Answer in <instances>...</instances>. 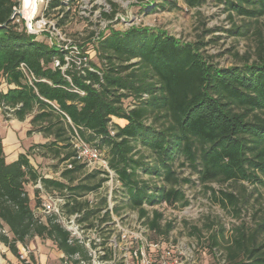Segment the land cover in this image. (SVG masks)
<instances>
[{
  "label": "trees",
  "instance_id": "obj_1",
  "mask_svg": "<svg viewBox=\"0 0 264 264\" xmlns=\"http://www.w3.org/2000/svg\"><path fill=\"white\" fill-rule=\"evenodd\" d=\"M107 1L113 12L103 11L101 15L111 18L116 4ZM183 1L193 7L201 0ZM241 2H253L259 8L248 10ZM230 4L248 16L264 13V0ZM14 7L17 0H0V25L6 23L0 28V77L8 85L5 91L0 90V108H13L12 116L20 121L35 111L31 125L46 123L44 136H53L50 145L62 161L73 156L69 142L73 128L99 149L106 146L108 163L130 195L128 205L140 216L147 214L143 203L188 204L184 192L174 187L179 179L172 165L179 157L183 158L182 165L186 162L199 173L203 183L241 180L264 186L263 47L250 64L218 67L204 60L198 46L165 31L146 26H131L124 31L109 28L107 34H100L94 48L101 66L88 60V66L77 67L70 57L66 62L68 51L63 47L37 41L20 17L9 20ZM63 8L62 0L47 1V12ZM21 63L34 76L31 84L19 70ZM125 98L132 99L131 107H124ZM114 117L126 123L120 126L112 121ZM136 144L151 153V162L144 161L146 157L139 155ZM33 147L45 149L47 145L36 144L30 150ZM28 151L7 163L0 135V227L6 225L12 234L9 238L0 232V242L17 254V243L27 245L34 237L48 238L61 253L73 254L79 248L67 242V232L53 217L40 221L34 216L24 187L39 178L45 190H61L66 184L42 177L30 163ZM80 168L74 164L63 175ZM139 169L161 177L169 187L149 186L139 178ZM94 176L89 174L87 178ZM101 181L71 189L88 191ZM35 193V204H39V190ZM222 194L231 205H237L232 192ZM161 219L162 213L153 209L146 222L156 235H167L172 222L162 225ZM263 226L259 223L249 235L236 228L232 243L226 247L230 264H264V251L255 244ZM193 230L199 231L196 227Z\"/></svg>",
  "mask_w": 264,
  "mask_h": 264
},
{
  "label": "rangeland",
  "instance_id": "obj_2",
  "mask_svg": "<svg viewBox=\"0 0 264 264\" xmlns=\"http://www.w3.org/2000/svg\"><path fill=\"white\" fill-rule=\"evenodd\" d=\"M47 1L38 0L32 18L29 21L23 18L21 20L27 31L35 35L37 41L48 45L54 42L67 50L68 53L65 55L77 62L75 63L77 67L88 66L86 63L88 60L101 66L94 51L100 34H107L109 28L124 31L131 26L162 30L182 42L195 44L199 47L204 60L218 67L250 64L257 60L260 46L263 47L264 55V13L256 16L238 13L230 3L235 5L240 0H201L199 5L193 7H188L183 0H111L116 4L111 18H104L101 15L103 11L107 14L113 12L114 7L107 0H62L64 8L59 12L57 10L47 12ZM241 4L248 10L259 8L258 4L253 2ZM17 21L20 24V21ZM7 88L5 79L0 77V90L5 91ZM123 104L125 108H129L133 101L131 98H125ZM34 114L35 111L26 115L23 123L32 130L27 134L32 139L30 146L47 145L45 149L33 147L30 150L28 146V151L26 148L37 172L42 177L47 173H55L53 175L55 178L58 177L66 183L67 188L76 193L82 190L71 189L74 186L91 185L99 180L98 175L87 178L90 173L82 168L68 176L63 175L66 170L62 169L61 156L57 157L50 145L53 136H44L46 123L31 125L30 120ZM0 118L6 119L7 116L2 113ZM118 119L114 117L112 121ZM117 122L125 124L122 121ZM136 149L140 150L139 155L146 157L145 162H151V153L148 150L139 144H136ZM100 150L109 160L108 148L100 146ZM181 162L182 157L173 161L172 169L179 179L174 187L184 192L188 204L155 205L162 213L161 224L170 220L173 227L169 233L172 236L178 240L197 241L196 264H230L226 247L232 243L236 228L240 227L249 235L259 223H264V186L241 180L227 182L214 180L203 183L199 180L198 172L188 163L182 165ZM138 174L139 178L151 187H169L161 177L150 175L140 169ZM24 187L28 189L31 207L37 201L36 188H32L30 182ZM224 191L234 194L237 199L236 206L224 199L222 194ZM193 227L199 231H194ZM0 232L12 238L6 225L2 224ZM156 236H158L156 233L152 234V237ZM35 240L38 243L37 247L30 245L31 240L25 245L28 248L30 264H40L41 258L44 260L42 264L60 262L61 258L56 256L58 249L53 241L40 237H35ZM255 244L261 245V251H264V226L258 233ZM17 247V254H12L8 248L4 251L0 242V264H19L20 243H17ZM30 255L33 257L32 260Z\"/></svg>",
  "mask_w": 264,
  "mask_h": 264
},
{
  "label": "built area",
  "instance_id": "obj_3",
  "mask_svg": "<svg viewBox=\"0 0 264 264\" xmlns=\"http://www.w3.org/2000/svg\"><path fill=\"white\" fill-rule=\"evenodd\" d=\"M69 59L65 56L67 63ZM57 65L58 61H55L54 66ZM65 67L66 64L62 69ZM19 70L31 84L34 76L27 66L21 63ZM13 110L6 106L0 108L1 114L7 118L12 117ZM109 132L113 135L114 129L110 127ZM69 142L74 153L71 158L62 161V169L72 170L74 164H79L84 171L98 175L102 181L94 189L77 193L67 187L45 190L40 178L35 183L41 191V202L32 204L34 216L40 221L53 217L54 222L67 232V242L79 248L73 254L62 253L61 264L197 263L196 240H178L171 233L152 237L154 230L148 226L146 217H152L155 205L166 206L164 202L153 206L143 203L147 214L140 216L135 211L137 209L129 207L130 195L126 186L119 180L101 150L87 142L76 128H73ZM54 174L47 173L44 177L59 180ZM20 249L19 264H30L28 248L21 245Z\"/></svg>",
  "mask_w": 264,
  "mask_h": 264
},
{
  "label": "crops",
  "instance_id": "obj_4",
  "mask_svg": "<svg viewBox=\"0 0 264 264\" xmlns=\"http://www.w3.org/2000/svg\"><path fill=\"white\" fill-rule=\"evenodd\" d=\"M117 121H122L123 123H126L124 119H118L114 123H118ZM120 126H123L124 124H119ZM30 130L29 126H25V123H23V120H17L16 118H6L1 119L0 118V135L2 137V144H3V150L5 154V160L7 163L13 162L17 160L19 154L26 153V148L30 146L31 144V137L27 136V131ZM30 163L32 166L36 169V166L32 163V159L30 156H28ZM31 184V183H30ZM36 184H31L32 188H37L35 186ZM28 189H26L27 191ZM40 196L41 191L39 190ZM30 245L31 246H38L37 241L34 239H30ZM2 244V243H1ZM3 245L4 251H6L7 247ZM22 244H20L21 246ZM29 245V247H31ZM61 251L57 250L56 256L61 257ZM55 255V254H53ZM42 258L40 260V264H42ZM44 261V260H43Z\"/></svg>",
  "mask_w": 264,
  "mask_h": 264
},
{
  "label": "bare ground",
  "instance_id": "obj_5",
  "mask_svg": "<svg viewBox=\"0 0 264 264\" xmlns=\"http://www.w3.org/2000/svg\"><path fill=\"white\" fill-rule=\"evenodd\" d=\"M38 0H23L22 1V14L26 21H29L37 9Z\"/></svg>",
  "mask_w": 264,
  "mask_h": 264
},
{
  "label": "water",
  "instance_id": "obj_6",
  "mask_svg": "<svg viewBox=\"0 0 264 264\" xmlns=\"http://www.w3.org/2000/svg\"><path fill=\"white\" fill-rule=\"evenodd\" d=\"M22 1L23 0H17V7L13 8L12 13H11V15L9 17V20H13L15 17L23 18ZM5 26H6V23H3V24L0 25V28L5 27Z\"/></svg>",
  "mask_w": 264,
  "mask_h": 264
}]
</instances>
